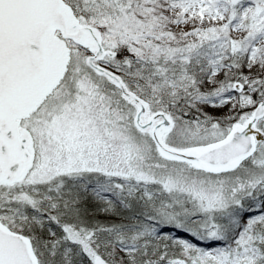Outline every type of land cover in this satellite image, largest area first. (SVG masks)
Wrapping results in <instances>:
<instances>
[{"label":"rangeland","instance_id":"rangeland-1","mask_svg":"<svg viewBox=\"0 0 264 264\" xmlns=\"http://www.w3.org/2000/svg\"><path fill=\"white\" fill-rule=\"evenodd\" d=\"M233 1L230 4L229 0H68L80 11L77 16L81 21L101 29L109 48L115 49L117 45L119 54L122 49L128 50V57L104 58V65L124 80L125 76H138L135 59L149 60L171 53L175 55L172 60L190 56L194 59L196 49L205 42L217 41L218 47L230 41L237 43L245 62L240 68L242 74L237 89H234L236 81L217 83L224 69L217 64L204 82L197 81L189 93L185 90L188 87L185 73L169 69L168 77L173 74L178 77L168 82L164 77L154 83L153 87L170 84L182 97L187 94V101L199 111L192 117L189 111L186 113L174 103L168 104L167 111L174 122L163 138L178 148L224 138L234 123L245 122L264 92V0H243L237 9L234 4L239 0ZM242 18H246L245 21H241ZM68 46L70 58L61 82L21 121L32 134V167L18 184L0 186V197L4 196L0 218L11 229L22 232L14 228L17 222L23 221V212L26 213L23 204L16 207L18 202L39 205L50 211L48 208L55 195L43 186L58 185L56 180L60 176L102 175L104 180L112 179L108 188L115 186L120 191L126 190L129 182L136 184L135 190L139 183L159 186L172 203L182 204L179 212L203 214L201 226H197L201 227L207 241L217 236L216 223L220 215L229 216L234 206H240L243 197L255 200L250 195L264 190V134L256 153L235 171L209 175L192 164L181 162V166H172L173 162H178L172 160L165 164L159 158H152L154 149L160 157L161 154L151 147L150 132L133 127L135 107L121 100L123 106L120 90L93 72L85 61V50ZM124 46L126 49L121 48ZM149 49L150 53H144ZM219 58L217 55L215 61ZM148 98L157 103H149L151 111L157 109L152 107L165 103L159 96L154 98L149 94ZM263 121L262 118L258 127L255 126L258 131L262 130ZM89 126L95 129L94 133ZM117 178L121 183L114 181ZM227 206L229 208H225ZM241 211L239 207L235 216V224L239 223L236 237L228 241L227 249L223 243L206 244L196 253L188 251L185 244L183 258L173 264H254L258 257L264 264V241L250 238L254 231L264 240V217L256 210L246 209L244 214ZM193 216L195 218V214ZM71 227L64 224L60 227L63 235L35 244L41 254L35 251L39 264L50 261L46 249L50 254L57 250L67 254L72 248L92 264L93 256L98 253L92 232ZM164 262L170 261L165 259Z\"/></svg>","mask_w":264,"mask_h":264},{"label":"trees","instance_id":"trees-1","mask_svg":"<svg viewBox=\"0 0 264 264\" xmlns=\"http://www.w3.org/2000/svg\"><path fill=\"white\" fill-rule=\"evenodd\" d=\"M229 2L232 4L234 1L229 0ZM242 2L243 0H239L237 4L235 3V8H239V4ZM245 19L242 18L241 21H245ZM217 43V41H212L200 44V47L196 49L197 57L194 59H191L190 56L184 60L178 58L172 60L175 57L174 53L169 56H154L156 58L149 60L135 59V62H138L135 64L138 76L136 78L132 76L133 88L142 95L149 96L152 94L154 98L159 96L164 99L165 103L160 106L164 109H168L174 103L186 113L189 111L192 117L199 114L195 106H191L189 100L187 101V94H184L183 97L178 95L170 84L156 85L155 87L153 85L164 77H166L167 82L171 78H177L176 74L171 77L167 76L168 70L171 69L172 72L177 71L188 75V87L185 90L189 93L190 88L197 81H200L199 83L204 82L216 64L217 67L224 66L221 76L217 78V83L229 82L234 77L241 76L240 68L245 62L237 48V43L230 41L221 47H218ZM146 51L150 53L151 49L144 50V53ZM217 55L220 58L215 61ZM159 66L162 67V70ZM155 71L163 72V74L153 77L156 74ZM152 103L157 104L155 101ZM169 103L170 105H168ZM185 111L183 115H185ZM261 125L264 131V121L261 122ZM89 129L90 132H95L93 127L89 126ZM150 144L154 148L152 142ZM151 155L152 158L156 157L161 162L168 163V160L161 158L155 149L151 151ZM180 164L181 162H173L171 165L178 166ZM200 171L204 172L203 170ZM108 179L110 181L104 180L102 175H92V173L70 175L66 178L60 176L59 180H56L59 182L58 185L47 183L43 186L48 191L54 192L55 195V199L49 195L50 198L54 199L48 208L50 211H45L39 205L30 206L25 202H18L16 207L23 204V211L25 209L26 213L22 211L24 214L22 216L24 217L23 221L17 222L14 228L22 230V233L30 238L33 249H35L34 252L36 251L39 256L41 254L35 244H42L46 240L63 235L64 232L60 231V227L67 224L71 225L72 229L92 232L97 245L96 250L104 257L107 264H173L183 258L182 248L185 244L188 251L196 253L202 251L206 244L211 246L223 243L227 249L228 241L236 237L235 230H237L239 223L235 224V216L239 207L242 210L241 214L245 213L244 210L251 209L252 211L256 210L264 217L263 190L259 194L250 195L255 200L249 201V197H243L240 206H234L235 209L229 216L220 215L219 222L216 223L218 224L216 226V233L218 234L207 241L201 234V227L197 226H201L203 214L179 212L182 204L172 203L167 197V192L159 186L154 187L151 183L145 185L139 183L137 184L138 190H135L136 184L129 182V187L120 191L115 186L108 188V183L112 181L111 178ZM114 181L121 183L118 178ZM14 185L0 184L3 187ZM145 191H148L149 194L146 195ZM0 206H4V196L0 197ZM1 212L2 209L0 208ZM193 214H195V218ZM2 222L4 221L2 220ZM251 233V239L257 237L260 242L264 241L254 231ZM45 251L46 257L50 261L40 264H91L74 248L67 251V254L60 250L52 254L48 249ZM161 254L162 258L160 257ZM165 259L170 262H164ZM260 259V257L255 259L254 264H262L259 262ZM44 260L47 261L45 258Z\"/></svg>","mask_w":264,"mask_h":264},{"label":"water","instance_id":"water-1","mask_svg":"<svg viewBox=\"0 0 264 264\" xmlns=\"http://www.w3.org/2000/svg\"><path fill=\"white\" fill-rule=\"evenodd\" d=\"M57 29L61 37L54 34ZM90 30L89 25L79 24L64 0H0V183L12 184L26 176L34 157L32 136L19 125L20 120L36 109L62 77L68 61L64 38L84 45ZM104 53L113 55L114 51L98 45L96 54L88 56L86 62L135 103L136 126L151 127V139L165 158L218 173L235 168L252 155L256 141L263 138L255 124L264 116V94L245 122L234 123L224 138L188 148L169 145L162 139L171 123L169 117L158 111L140 123L146 101L127 89L113 72L93 62ZM93 263L105 261L95 255ZM0 264H38L30 238L1 222Z\"/></svg>","mask_w":264,"mask_h":264},{"label":"flooded vegetation","instance_id":"flooded-vegetation-1","mask_svg":"<svg viewBox=\"0 0 264 264\" xmlns=\"http://www.w3.org/2000/svg\"><path fill=\"white\" fill-rule=\"evenodd\" d=\"M76 10H77V8H76ZM79 12H80V11L77 10L76 14L79 13ZM77 15H78V14H77ZM81 22H86V21H81ZM88 24H91V25L94 27V29H93L92 31H90V34H88V35H89V40H88V42H87L88 45H87L86 47H85V46L82 47L81 50H82V49H85V51H86L87 54L95 53V52H96V46H97L98 43L100 44V46H101L102 49H107V48H109L108 45H107V43H106V41H105L104 34H102L101 29H100L98 26H96V25H94V24H92V23H90V22H88ZM96 39H97V40L99 39L98 43H97ZM68 42H70V41H68ZM121 48H126V47L124 46V47H121ZM119 49H120V48L116 45V47H115L116 54L114 55L115 57H116V56H123V55H124L122 51H121L120 54H119ZM114 56H113V57H114ZM105 57H106V55L103 54L101 57H99L97 63H99V64L105 66V65H104V58H105ZM153 112H154V111H151L150 108L147 106L146 114L142 117V120H141L140 123H144V122L147 120L148 116H149L150 114H152ZM159 120H160V119L158 118V119L155 121V123H157ZM155 123H154V124H155ZM149 129H150V128H149ZM149 129H146V130H143V131H149Z\"/></svg>","mask_w":264,"mask_h":264},{"label":"bare ground","instance_id":"bare-ground-1","mask_svg":"<svg viewBox=\"0 0 264 264\" xmlns=\"http://www.w3.org/2000/svg\"><path fill=\"white\" fill-rule=\"evenodd\" d=\"M144 78H146V77H144ZM236 81V82H235ZM239 77H234V79L233 80H231V81H229V83L230 84H232V82H235V84H234V87H236V86H239ZM260 132V131H259ZM105 133H107V131L105 132ZM256 153V151H254V153H253V155ZM95 255H100L103 259H104V257L99 253H96ZM94 255V256H95ZM94 256H93V259H94ZM93 259H92V264H94L93 263ZM104 261H105V264H106V260L104 259Z\"/></svg>","mask_w":264,"mask_h":264}]
</instances>
